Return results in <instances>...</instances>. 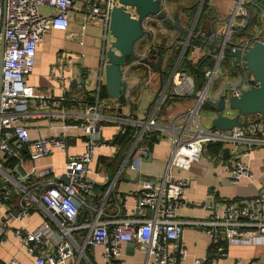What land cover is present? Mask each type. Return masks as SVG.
Returning a JSON list of instances; mask_svg holds the SVG:
<instances>
[{
  "label": "built area",
  "instance_id": "1",
  "mask_svg": "<svg viewBox=\"0 0 264 264\" xmlns=\"http://www.w3.org/2000/svg\"><path fill=\"white\" fill-rule=\"evenodd\" d=\"M75 1L82 4V28L89 23H100L107 40L108 22L111 8L116 4L115 0H0V54L1 40H4L0 150L7 151L8 155H20V150L12 144L13 140L28 142L29 132L23 118L31 113L33 100L42 96L35 93L32 86L25 82L26 75L32 72L35 65L38 42L48 30L68 27V14ZM40 4H48L56 12L44 14L38 8ZM124 8L131 16H137L134 6L124 5ZM239 8L241 7L237 8L235 4L230 17L232 13H239ZM245 22L246 16L237 25L243 27ZM144 26L148 30L145 23ZM189 39L185 40L168 81L154 99L150 113L137 118L122 114L104 115L98 112V105L101 103L110 106L106 100L99 102L96 99L93 103L84 93H70V98L80 107L77 113L83 119L80 127L88 139L82 153L68 155L65 160L62 175L67 177L68 182L54 180L35 198L43 206L46 217L43 224L36 230L25 233L19 228L13 231L14 238H18L25 251L33 256V264H68L67 260L73 254L75 244L70 235L73 230L80 228L87 229L83 242L85 247L104 246V264H123L119 256L122 245L128 241L140 244L147 255L146 264H178L179 259L187 255L186 247L178 242V237L186 225L203 226L204 232L220 252L225 249L224 245L218 244L221 236L228 243L242 241L255 234L264 237V184L254 197L230 199L220 211L216 207L212 208L208 218L190 219L181 216L184 191L190 185L191 178L177 175L175 170L188 171L193 175L203 174L207 168L204 160L206 145L209 142H218L221 150L228 154L226 172L232 181L237 182L252 175L249 165L242 158L249 156L255 146L264 145V135H255L253 125L224 130L202 127L199 120L200 110L208 100L212 82L220 75L219 66L224 55L221 52L215 54L216 59L209 68L202 71V82L198 84L194 74L178 67ZM195 51L203 52L202 44L193 45L190 54ZM146 52L149 53V48ZM72 61L71 56H60L52 75L56 77L54 69L62 70L65 62ZM123 67V78L127 84L128 80L124 75L126 70ZM247 78L248 74H245L237 82L225 83L223 87L227 88L229 96H239L246 89ZM83 84L78 82L77 88L82 89ZM172 96L183 97L189 104L188 108L170 119L159 116L166 99ZM212 102L216 103V99ZM40 105L43 106L42 103ZM105 120L117 123L121 133H124L127 126L137 128L133 133L130 150L137 151L131 165L133 168L137 169L138 163L148 156L147 144L152 136L165 138L169 143L164 172L156 179H141L140 188L134 193L136 207L126 212L124 202L109 201L108 196L113 191L115 182H109L106 186V198L99 199V203L93 199L95 185L91 177L90 161L96 147L108 143L101 136L102 121ZM55 147L62 150L67 148V137L64 133L34 139L27 154L31 158H37L49 154ZM2 188L4 196L8 197L9 190L6 186ZM18 206L17 218L27 216L28 204L22 199ZM136 208L138 216H135ZM82 210L89 212L90 217L78 223ZM147 210L150 211L149 214ZM1 228L0 224V242H3L5 237L1 235ZM194 261L197 264L202 262L199 258ZM0 264H20V261L12 257L7 261H0Z\"/></svg>",
  "mask_w": 264,
  "mask_h": 264
},
{
  "label": "crops",
  "instance_id": "2",
  "mask_svg": "<svg viewBox=\"0 0 264 264\" xmlns=\"http://www.w3.org/2000/svg\"><path fill=\"white\" fill-rule=\"evenodd\" d=\"M203 1L163 0L162 5L169 17L174 21L178 20L180 26L191 28L198 20ZM259 1L264 3V0ZM196 2H198V6L194 11ZM207 4L209 8L205 18V30L214 23L220 37L226 26L225 20L229 19L230 12L235 8L236 0H208ZM249 6L253 14L263 11L260 10L258 4L252 1L249 2ZM38 8L44 14L56 12L55 8L48 4H40ZM238 12L245 15L248 13L245 8H239ZM82 13V4L75 1L68 14V27L66 29L52 28L45 33L37 45L34 68L25 77V82L32 86L34 92L42 95L33 100L30 108L31 113L23 118L29 132L28 142L38 137L56 136L64 133L67 137V148L62 150L55 147L47 155L31 158L27 151H23V148L29 149L27 141L16 143V140H13L12 144L20 150V155L14 156L16 158L14 166L5 164L9 155H4V151L0 150V188L7 187L10 201L17 204L18 194L15 193L14 188L18 185H21L22 188H31L29 191L22 192L23 201L28 204L29 211L28 215L23 218L11 216V210L0 202V224L1 226L6 225L5 228H1V235L5 237V240L0 242V261L16 257L20 264H33V256L25 251L18 238H14L13 231L19 228L25 233L36 230L43 224L46 219L43 206L36 202L35 198L39 197L41 190L46 185L62 175L68 155L82 153L85 150L88 137L80 127L83 121L77 114L80 107L70 98V93L74 91L84 93L93 103L96 99L99 102L106 100L110 106L101 103L98 105V112L104 115L122 114L137 118L150 113L155 94L160 87V78L163 79V84H166L169 79L172 68L169 72L164 70H167L170 55L174 53V49L180 47L181 50L183 48L187 37V34H182V39L175 40L179 31L169 29L159 18L152 15L144 22L151 32L152 39L145 36V40L140 44L137 52H146L150 48V40H152L154 52L163 47L162 70L150 68L146 64L145 69L133 70L132 67L140 63L133 61L123 67L126 70L124 75L128 80L127 90L122 96L123 100L111 98L108 93L107 96L100 97L99 90L104 85L106 61L105 51H103V25L89 23L85 28H82ZM243 18L245 17L237 16L234 22L238 24ZM193 33L197 32L194 30ZM107 36L109 37L108 34ZM212 37L213 35L209 37L208 41H211ZM202 47L204 48L203 52L195 51L192 55L190 54L191 65L186 70H193V66H200L203 71L209 68L216 59V55L211 54L212 48L203 45ZM60 56L62 58L71 56L73 61L65 62L62 70L54 69L57 74L54 77L52 71ZM177 59L178 57L175 63ZM222 62L225 64V70L222 68ZM178 67L180 68V63ZM219 69L220 75L212 82L210 88L214 90L219 84L220 87L216 89V94L212 96L216 100L225 83H235L243 75L248 74L243 67L233 66L227 57L222 59ZM222 73L224 74L222 75ZM59 75H63V77ZM196 81L198 84L202 82V74L196 76ZM78 82L84 83L82 89L77 88ZM245 86L246 88L249 86L248 82H245ZM41 103L43 106L40 105ZM188 106V102L183 97L172 96L166 99L158 115L170 119L182 114ZM233 111L235 114L236 110ZM102 124L101 136L108 143L96 147L90 161L91 177L95 185L93 199L99 203V199L106 198V186L109 182H115V187L108 196L109 201L124 202V212H126L136 207L134 193L140 188L141 179L146 177L156 179L164 172L169 143L165 138L152 136L147 144L152 158L149 160L147 157L143 158L136 169L131 166L135 160V153H137L136 150L130 151L132 141L123 143H120L119 140L114 141L116 135L121 133L118 130V124L106 120L102 121ZM154 137L156 138L154 139ZM205 154L204 160L207 163V168L203 174L193 175L188 171L175 170L177 175L191 178L190 185L184 191V204L180 209L183 218H208L213 209L212 205H201L205 200L215 202L216 209L220 211L225 202L230 199L254 197L264 184V145L255 146L249 156L242 158L249 165L252 175L243 177L237 182L232 181L226 172L227 152L220 150L212 155L206 148ZM32 171L34 172L33 176L21 183L20 179ZM89 217V212L86 213L85 210H82L78 217V223L84 222ZM53 226L57 230L56 226ZM86 233V228L75 229L71 232L70 237L75 244L73 254L67 260L68 264H104L102 260L104 246L88 245L85 247L83 242ZM220 240L222 241L220 244L225 246L222 252L204 232L203 226H184L181 233V244L186 247L187 255L180 258L178 264H197L194 261L195 258L201 259V264H264L263 236L255 234L242 241L229 243L221 236ZM50 243L53 242L50 241ZM214 253L222 254L224 257L210 258L204 261L207 254ZM119 259L123 264H146L147 255L138 242H134V245L125 242L122 245Z\"/></svg>",
  "mask_w": 264,
  "mask_h": 264
},
{
  "label": "water",
  "instance_id": "3",
  "mask_svg": "<svg viewBox=\"0 0 264 264\" xmlns=\"http://www.w3.org/2000/svg\"><path fill=\"white\" fill-rule=\"evenodd\" d=\"M111 8L108 28L113 36V40L106 48V39L103 40V51H105V80L104 85L106 91L111 98H121L127 88L126 81L123 78L122 67L132 61H139L150 68L161 71L162 70V49L154 53H138L135 51V44L143 38L149 30L144 26V20L153 15L159 18L169 29H176L179 31L175 40L182 37V34H187L186 40L193 38L205 47H210L211 54L221 52L224 57L230 59L233 66L243 67L249 74L247 78L248 87L239 96L228 95L226 87H223L221 94L218 96L216 103H209L215 112V117L211 122V128L217 127L219 129H231L235 126L247 127L253 125L254 134L257 136L264 135V3L259 0H236L237 8H245L247 14L232 13L227 20L224 32L218 36L214 23H212L202 35L194 34V25L191 28H184L180 26L178 20H173L168 13L163 9V0H115ZM252 1L258 4L261 13L253 14L249 2ZM124 5H132L135 7L137 16L133 17L130 12L124 8ZM230 16V15H229ZM237 16H246V22L243 27H239L234 19ZM201 32V33H202ZM213 35L212 40L208 41L209 37ZM204 36V37H203ZM150 39L151 34H150ZM152 40H150V44ZM1 54H0V99L2 86V63L4 40H1ZM196 71L202 73L199 67ZM74 83V82H73ZM72 83V86H73ZM163 79L160 78V87L158 88L154 99L160 94L163 87ZM229 107L236 110L233 116L224 115L223 110ZM253 118V119H252ZM33 140L27 142L28 145ZM18 143V142H16ZM27 151V148H23ZM4 155H8L4 151ZM152 158V153L149 151L147 159ZM34 172L26 174L20 179L24 183ZM56 180L68 182L65 175L57 177ZM33 188V187H32ZM31 188H22L21 185L14 188L15 193L18 194L17 204L12 203L9 197L4 196V189L0 188V202L5 204L11 210V216L17 217L19 213V202L23 199L22 192L29 191ZM21 191V192H20ZM212 205L215 208V202L212 200H205L201 204ZM136 208L135 216H138ZM150 211L147 210V214ZM3 228L6 225L3 224ZM178 242L181 243V234L178 237ZM128 244H133L134 241H128ZM224 257L222 254H207L204 261L210 258Z\"/></svg>",
  "mask_w": 264,
  "mask_h": 264
},
{
  "label": "trees",
  "instance_id": "4",
  "mask_svg": "<svg viewBox=\"0 0 264 264\" xmlns=\"http://www.w3.org/2000/svg\"><path fill=\"white\" fill-rule=\"evenodd\" d=\"M207 1L208 0H204L203 1V4L201 6V9H200V12H199V16H198V20L194 26V30L197 32L195 34H201V32L205 29V18L207 17V10L209 8L208 4H207ZM198 6V2L195 3L194 5V8L193 10L195 11V9L197 8ZM150 34L151 32L149 31L145 36H149L150 37ZM184 36V35H183ZM182 39V38H181ZM199 42L195 39H193L192 37L189 39V44L188 46L186 47L184 53H183V56L180 60V68H183V69H188V66L191 65V60L189 59V56H190V51H191V48L193 45L195 44H198ZM142 48V47H141ZM160 49H163V47H160ZM154 49H153V46L152 44H150V48H149V53H154ZM163 52V51H162ZM174 53L170 55V58H169V62H168V65H167V70H164L165 72H169L171 70V68L173 67L174 63H175V60L176 58L178 57V54L180 52V47H178L177 49H174L173 51ZM142 68H146V65L142 62L140 63H137L135 64L132 69L133 70H139V69H142ZM195 66H193V70H189L190 73H192V71H194V75L195 77L202 74L200 73L199 71H196L195 73ZM199 69L202 70L199 66ZM99 95L100 97H103V96H107V91H106V87L105 85H102L100 90H99ZM120 100H123V97L120 98ZM137 128H135L134 126H127L126 130L124 131V133H119L118 135H116V138L114 139V141L116 140H119L120 143H123L124 141H132L133 140V133L135 132ZM156 137H154L155 139ZM206 148L210 151V153L212 155L218 153L220 150H221V144L218 143V142H209L207 145H206ZM223 151V150H221ZM5 164H9V165H12L14 166L16 164V158L12 155H9L7 156V159H6V162ZM222 241L220 240L218 242V244H220Z\"/></svg>",
  "mask_w": 264,
  "mask_h": 264
},
{
  "label": "rangeland",
  "instance_id": "5",
  "mask_svg": "<svg viewBox=\"0 0 264 264\" xmlns=\"http://www.w3.org/2000/svg\"><path fill=\"white\" fill-rule=\"evenodd\" d=\"M109 37L107 38L106 40V47H108L110 45V43L112 42L113 40V36L111 35L110 31H109ZM145 40V35L143 36L142 39H140L139 41L136 42L135 44V51L137 52L140 47V44ZM222 68L225 70V64L222 62ZM224 73H222L223 75ZM212 87V86H211ZM210 87V88H211ZM219 84H218V87L219 88ZM152 88V87H151ZM216 88V89H217ZM216 89H210L209 90V95H208V100L207 102L203 105V107L201 108L200 110V114H199V120H200V124L202 125V127L204 128H209L211 126V122L213 120V118L215 117V112L214 110L211 108L210 104L213 100L214 97H212L213 95L216 94ZM223 114L224 115H233L234 114V111L232 109H230L229 107H226L224 110H223ZM206 153H208V151H206ZM209 154V153H208ZM210 155V154H209Z\"/></svg>",
  "mask_w": 264,
  "mask_h": 264
}]
</instances>
